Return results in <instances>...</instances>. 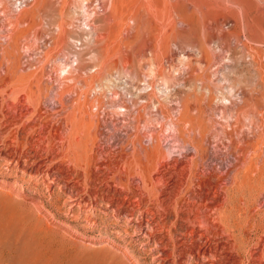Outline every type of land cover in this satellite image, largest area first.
Wrapping results in <instances>:
<instances>
[{"label":"rangeland","instance_id":"374dc122","mask_svg":"<svg viewBox=\"0 0 264 264\" xmlns=\"http://www.w3.org/2000/svg\"><path fill=\"white\" fill-rule=\"evenodd\" d=\"M10 1L0 264H264V0Z\"/></svg>","mask_w":264,"mask_h":264},{"label":"built area","instance_id":"2783aa9c","mask_svg":"<svg viewBox=\"0 0 264 264\" xmlns=\"http://www.w3.org/2000/svg\"><path fill=\"white\" fill-rule=\"evenodd\" d=\"M29 3H30V0H11L10 6H11L12 11L14 13H17L20 10H22L23 8H26L29 5ZM38 55H39V52H38ZM26 59H28V58H26Z\"/></svg>","mask_w":264,"mask_h":264},{"label":"bare ground","instance_id":"6f19581e","mask_svg":"<svg viewBox=\"0 0 264 264\" xmlns=\"http://www.w3.org/2000/svg\"><path fill=\"white\" fill-rule=\"evenodd\" d=\"M121 144V143H120ZM115 145V144H114ZM117 145V144H116ZM126 145V144H125ZM117 148H119V147H117ZM120 148H122V147H120ZM122 151V150H121ZM124 153H126V152H124ZM125 155V154H124ZM123 156V155H122ZM121 159V158H120ZM125 161V160H124ZM122 162V161H121ZM125 163V162H124ZM120 165V164H119ZM120 167V166H119Z\"/></svg>","mask_w":264,"mask_h":264}]
</instances>
